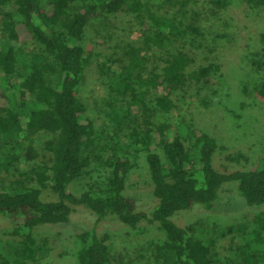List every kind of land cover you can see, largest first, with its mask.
Masks as SVG:
<instances>
[{
  "label": "trees",
  "instance_id": "16d2710c",
  "mask_svg": "<svg viewBox=\"0 0 264 264\" xmlns=\"http://www.w3.org/2000/svg\"><path fill=\"white\" fill-rule=\"evenodd\" d=\"M246 1L253 10L264 9V0ZM212 3L216 8L227 4ZM0 10V214L12 221L3 231L11 242L4 256L0 254V264H51L48 240L39 244L36 230L70 223L79 206L95 213L98 221L115 215L136 232L143 223L156 226L163 239L153 243L154 264H222L217 239L231 254L226 260L264 264V210L248 222L216 227L201 238L192 234V227L173 220L195 205L212 209L231 183L249 206H264V166L229 171L217 160L215 166L216 139L172 121L171 114L179 109L177 91L220 71L214 61L198 63L166 48L188 30L196 32L195 27L183 28L169 14L149 12L142 0H0ZM119 13L142 19L145 47H129L127 63L116 55L99 57L114 94L108 111L110 140L100 144L92 122H83L86 107L80 90L91 58L85 31L103 14ZM259 42L264 47V31ZM155 49L161 51L158 63L143 79L146 54ZM151 89L155 95L149 106L146 95ZM258 94L264 99V81ZM113 101L127 103L129 110ZM130 110H141L143 116L131 129ZM142 155L151 175L150 198L157 200L151 217L137 211V198L127 194L129 173ZM93 161L102 173L100 180L80 194L69 192L72 182L90 174ZM33 181L36 185L30 186ZM45 194L51 198L43 200ZM77 238L79 264H113L107 236L92 228Z\"/></svg>",
  "mask_w": 264,
  "mask_h": 264
},
{
  "label": "rangeland",
  "instance_id": "374dc122",
  "mask_svg": "<svg viewBox=\"0 0 264 264\" xmlns=\"http://www.w3.org/2000/svg\"><path fill=\"white\" fill-rule=\"evenodd\" d=\"M142 1L151 9L149 12L169 14L182 24L181 27L193 26L197 29L194 33L188 30L187 34L167 43L166 48L171 53L183 52L194 57L198 63L214 61L220 65V71L212 72L205 82L192 83L177 91L179 109L171 114L172 121L183 122L216 139L218 149L213 156L215 166L217 160L225 162V168H229V171L262 168L264 99L258 94V88L264 81V47L259 42V35L264 31V9L253 10L246 0H224L227 4L222 8H216L212 0ZM183 2L184 5L181 4ZM149 12L144 13L145 21ZM84 42L87 51L91 52V58L80 90V98L86 107L83 122H92L98 134L97 140L104 144L110 140L112 131L108 111L111 110L109 104L114 94L108 79L101 73L99 57L116 55L127 63L126 52L129 47H145L142 19L124 13L103 14L87 26ZM160 54L161 51L157 49L146 54L148 59L143 66V79L156 67V55ZM256 62H261L262 67H258ZM154 92L151 89L146 95L149 106L154 101ZM113 103L123 111L129 110L123 101ZM129 118L131 129L143 120L141 110L132 113ZM128 131L126 128L125 133ZM85 155H89V151ZM227 155L236 160H227L224 158ZM20 167L24 168L23 162ZM88 170L90 174L83 175L69 185V192L80 194L88 189V185L100 180L102 173L97 171L94 161ZM150 180V170L142 155L129 173L127 194L137 198V211H143L149 217L157 206V200L150 198ZM235 184L231 183L224 189L225 195L220 194V199L212 209L195 205L176 213L173 220L182 227H192V234L198 238L216 227L248 222L264 210V206H249L233 186ZM29 185H36V181ZM50 198L45 194L43 199L42 195L43 200ZM57 198L54 194L53 200ZM11 222L9 217L0 214L2 256L6 244L11 242L3 236V231L11 228ZM92 228H95L99 236L109 238L113 264H154L153 243H160L163 239V232L156 226L143 223L140 232H136L112 214L98 221V216L84 206L76 208L70 223L41 226L36 230L35 237L39 244L48 240L51 264H79L77 257L80 242L77 235L83 229ZM225 239H229V236ZM217 245L222 264H243L234 257L226 260V255L231 254L226 251L223 240L217 239Z\"/></svg>",
  "mask_w": 264,
  "mask_h": 264
}]
</instances>
